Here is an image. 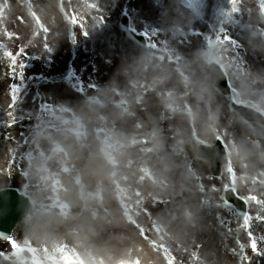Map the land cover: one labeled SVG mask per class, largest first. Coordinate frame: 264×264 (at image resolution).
<instances>
[{
	"label": "clouds",
	"instance_id": "1",
	"mask_svg": "<svg viewBox=\"0 0 264 264\" xmlns=\"http://www.w3.org/2000/svg\"><path fill=\"white\" fill-rule=\"evenodd\" d=\"M229 3L224 18L240 9V0ZM202 6V0H170L161 18L168 42L139 48L118 73L123 83L100 87L74 114L37 133L27 164L33 187L19 238L24 247L12 245L17 264H60L56 254L65 248L89 264L131 261L141 226L162 229L171 247L190 235L201 201L219 195L198 182L216 159L236 175L240 191L258 178L264 200V70L233 63L227 36L187 54L172 43L193 27ZM261 14L246 41L264 53ZM223 79L230 81V103ZM161 204L170 207L154 212ZM152 264H162L158 255Z\"/></svg>",
	"mask_w": 264,
	"mask_h": 264
},
{
	"label": "rangeland",
	"instance_id": "2",
	"mask_svg": "<svg viewBox=\"0 0 264 264\" xmlns=\"http://www.w3.org/2000/svg\"><path fill=\"white\" fill-rule=\"evenodd\" d=\"M11 1L14 2L12 11L5 8L3 1H0V40L3 43L1 54L6 56L5 54L8 52L13 53L17 66H11V60L10 66L4 67L0 64L3 68L0 77V92L5 93L3 114L0 115V119L14 120V127L19 126L21 130L19 139L22 147L27 144L24 149L22 148V151L30 150L31 154L33 153L32 148H36L37 133L44 129L51 130L57 122V117L64 115L62 107H57L39 96V91L43 94V89L46 86L43 75L63 78L67 85V88L63 85L66 91L70 94L76 92L79 96L86 98L92 95L89 86L96 85L95 81L103 84L109 82L108 78L112 77L108 66L110 62H114L120 72L124 62L141 48L129 41L119 29L120 16L125 7L131 14L134 27L158 35V38L152 43L160 47L168 42L167 38L161 34V18L169 11L170 0H129L127 3H122L121 0H99L96 4H91L92 0H63V7L69 11L71 16L69 23L66 19H61L58 0H31L29 5H24L22 0ZM106 4H111V7L107 8ZM202 4L199 18L193 27L172 41L177 51L189 53L203 45L208 33L213 32L215 39L217 37L223 39L224 36H227L229 39L233 38L238 41L241 46L240 52L234 54L230 51V59L233 63L246 70H264V53L253 52L246 41V30L252 26L257 17L262 15L261 13H264L262 11L264 0H240L239 11L228 18L221 16V10H228L229 0H202ZM31 12L41 15V20L36 23L39 30L31 20ZM88 20L90 23H87ZM96 21L99 23V29H96L97 33L93 31L92 27V22ZM41 28L46 29L47 35L41 34ZM100 28L106 30L104 34H101ZM12 30L17 33L16 36H12ZM89 33L93 36V40L86 47L82 46L81 36ZM73 34L80 42L79 47L73 45ZM126 45H129L130 48H127ZM10 67L13 69L12 72L9 71ZM21 73L30 80L28 82L22 80ZM77 82L83 83V87L77 88ZM120 83H123L122 77ZM73 87L78 92L72 89ZM14 90L15 99H13ZM82 92L84 93L82 94ZM62 94L64 95V92ZM21 169L28 176L26 165H22ZM209 176L210 170L207 167L203 170L201 178L204 183L202 187L204 192H213L211 191L212 185H217L218 189L225 187V180L224 182L215 181L211 180ZM233 180L236 183V175ZM243 182L241 180V183ZM254 185L256 186L255 183ZM255 186L252 181L246 191H240L237 185L236 188L244 197L257 196L264 203ZM219 195L215 197L217 202L220 201ZM201 205L202 210L197 222L202 221L206 213L207 203L201 202ZM163 207H170V205L161 204L153 208V211H159ZM216 211L220 212V206ZM217 212H209L210 217ZM196 228L193 226V230H190V235L186 237L187 241L186 238H183L171 247L168 244L170 237L167 233L162 234L163 230L158 227L153 226L151 229H145L141 226L140 235L166 263L193 264L187 243L193 239L199 240L200 235L193 234L196 232ZM151 231H155V237L150 236ZM21 235L22 227L16 234V243H21L19 239ZM200 239H204V236ZM9 247L10 245L0 244V251L6 253L8 257V261L4 260V264L15 260L14 250ZM71 252L72 250L67 248L64 250V253L71 254ZM260 254L264 259V253ZM133 256L131 261L123 260L120 264H133ZM60 257L62 255L57 253L56 258L63 262ZM9 259L11 260L9 261ZM68 261L72 262L71 258L68 257ZM66 263L68 262L66 261ZM261 264H264V260Z\"/></svg>",
	"mask_w": 264,
	"mask_h": 264
},
{
	"label": "water",
	"instance_id": "3",
	"mask_svg": "<svg viewBox=\"0 0 264 264\" xmlns=\"http://www.w3.org/2000/svg\"><path fill=\"white\" fill-rule=\"evenodd\" d=\"M28 198L16 192L0 193V237L6 239L16 223L24 216ZM233 203H238L233 200Z\"/></svg>",
	"mask_w": 264,
	"mask_h": 264
},
{
	"label": "bare ground",
	"instance_id": "4",
	"mask_svg": "<svg viewBox=\"0 0 264 264\" xmlns=\"http://www.w3.org/2000/svg\"><path fill=\"white\" fill-rule=\"evenodd\" d=\"M97 2H99V0H92L90 3L91 4H96ZM89 3V4H90ZM87 6V5H86ZM87 23H90V21L88 20ZM92 27L98 28V23L96 22H92ZM100 30L101 33L103 34V28H101ZM115 67L114 64H112V68ZM115 72L118 74V71L116 70V68L114 69ZM112 70V71H114ZM118 79H121L120 77H118ZM53 79H50L49 82H53ZM61 82L58 81L56 85H53L52 87L49 88L48 92H51L53 95H57V102L58 103H64V104H69L72 105L73 107H75V104L78 103V99L76 98V96L74 94H72L70 97L68 96V94L66 95V97H64V95L62 96L60 90H61ZM103 86V85H101ZM77 87L81 88L83 87V83L77 82ZM90 91V90H89ZM97 91V90H96ZM91 92V91H90ZM84 92H82L83 94ZM93 94V91L91 92ZM2 102V100L0 99V103ZM262 237L264 238V235H262ZM75 251V250H74ZM76 253V251H75ZM136 255H137V259L139 261L140 264H152V258L155 256L154 253L148 249V247L145 245V243L143 242V240L141 239V244L140 246H138L136 248ZM80 259L81 262H83V264H89V261H85L83 257L79 256L78 253H76ZM94 264V262H93ZM163 264V263H162Z\"/></svg>",
	"mask_w": 264,
	"mask_h": 264
},
{
	"label": "snow or ice",
	"instance_id": "5",
	"mask_svg": "<svg viewBox=\"0 0 264 264\" xmlns=\"http://www.w3.org/2000/svg\"><path fill=\"white\" fill-rule=\"evenodd\" d=\"M232 3H233V5L235 6L236 5V3H237V0H232ZM233 11L235 12V11H238V9L237 8H233ZM262 11H264V5H262ZM73 23H75V20H73ZM45 31H46V29H45ZM10 60H11V63H12V66L13 67H16L17 66V61H16V59L14 58V56H13V53H11V52H8V53H6L5 54ZM19 67H21L20 65H19ZM13 99H15V90L13 91ZM228 171L231 173V169L229 168L228 169ZM250 221H251V218L250 217H248V216H245L244 217V227L246 228V229H248L249 231H250V227H251V225H250ZM249 239H250V247H251V249H252V251L253 252H257V242H256V240H255V238L254 237H252L251 235L249 236ZM9 240H11V239H9ZM12 245H14L15 247H17V248H20V246H18L16 243H12ZM257 254H259L258 252H257ZM65 260L66 261H68V257H65ZM69 264H71V262H69ZM79 264H83V262H79Z\"/></svg>",
	"mask_w": 264,
	"mask_h": 264
}]
</instances>
